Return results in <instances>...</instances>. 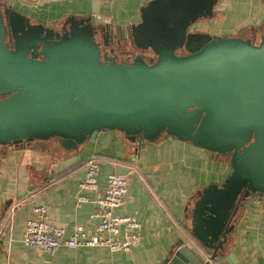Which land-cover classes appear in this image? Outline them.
I'll return each instance as SVG.
<instances>
[{
  "label": "water",
  "instance_id": "1",
  "mask_svg": "<svg viewBox=\"0 0 264 264\" xmlns=\"http://www.w3.org/2000/svg\"><path fill=\"white\" fill-rule=\"evenodd\" d=\"M216 2L149 1L128 36L154 61L139 54L119 63L95 39L109 31L94 13L53 31L0 0V145L58 138L70 149L117 130L142 146L167 135L229 154L230 173L207 186L193 208L194 236L210 258L178 246L166 264H211L239 208L264 209V33L254 43L189 32Z\"/></svg>",
  "mask_w": 264,
  "mask_h": 264
},
{
  "label": "crops",
  "instance_id": "2",
  "mask_svg": "<svg viewBox=\"0 0 264 264\" xmlns=\"http://www.w3.org/2000/svg\"><path fill=\"white\" fill-rule=\"evenodd\" d=\"M1 1L31 25L53 31L68 26L72 17L94 13L112 33L118 26L120 34L128 35L151 0ZM188 31L260 40L264 0H217L212 15L198 19ZM224 157L167 135L142 146L117 130L99 131L94 139L70 149L58 138L0 145V264H166L178 246L208 260L212 251L194 236L192 214L203 190L221 185L230 173ZM91 158L99 160L98 188L80 191ZM111 171L126 175L128 191L115 213L137 218V246L129 252L104 246H61L45 252L23 244L25 222L36 205H44L49 221L67 234L79 225L93 232L95 221L89 216ZM80 194L87 200L78 201ZM233 222L221 256L211 264H264V209H242Z\"/></svg>",
  "mask_w": 264,
  "mask_h": 264
},
{
  "label": "built area",
  "instance_id": "3",
  "mask_svg": "<svg viewBox=\"0 0 264 264\" xmlns=\"http://www.w3.org/2000/svg\"><path fill=\"white\" fill-rule=\"evenodd\" d=\"M37 4L43 0H23ZM99 160L91 158L86 163L85 179L79 184L80 191H93L98 188ZM128 191L126 175L111 171L106 177L103 194L96 201V208L90 214L95 221L94 230L86 233L82 226H75L74 231L66 233L65 228L51 223L44 205L32 208V216L25 222L22 235L24 245L49 252L61 246L95 247L104 246L113 251L129 252L141 241L140 223L134 215H117L115 210L123 204ZM80 202L86 201V196L77 197Z\"/></svg>",
  "mask_w": 264,
  "mask_h": 264
},
{
  "label": "flooded vegetation",
  "instance_id": "4",
  "mask_svg": "<svg viewBox=\"0 0 264 264\" xmlns=\"http://www.w3.org/2000/svg\"><path fill=\"white\" fill-rule=\"evenodd\" d=\"M2 3L5 4V6H6L5 2H2ZM108 31H109V33H107L104 37H102L99 33H96L95 39L101 44L102 49L104 47L103 44L106 45L104 50L107 52L108 56L114 57L116 62L130 63L133 60V58L139 54H141L144 57L145 61L148 63H151L152 61H154V56L152 55V53L149 50L143 51V50L137 48L135 46L133 39L131 37H129L128 35L114 34L110 30H108ZM8 32L5 36V42L9 46H12V45L14 46V40H13V38H11V36ZM191 43H192V46L196 45V41H191ZM146 52H148L150 55H152L153 58L149 59L146 56ZM186 52H187V50H185V49H181L179 51V53H181V54L186 53ZM227 155H229V154H225L224 156H227ZM253 196L254 195H250L245 200H243L242 203L240 204V206L242 204H245L246 201ZM240 210H242V208L241 209L239 208L238 212ZM238 212H237V214H238Z\"/></svg>",
  "mask_w": 264,
  "mask_h": 264
},
{
  "label": "rangeland",
  "instance_id": "5",
  "mask_svg": "<svg viewBox=\"0 0 264 264\" xmlns=\"http://www.w3.org/2000/svg\"><path fill=\"white\" fill-rule=\"evenodd\" d=\"M254 41H255L254 43H258V42H259V40H254ZM146 56H147L149 59H152V58H153L152 55H150L148 52H146ZM150 57H151V58H150ZM224 158H226V160H227V159L229 160L230 156L227 155V156H225Z\"/></svg>",
  "mask_w": 264,
  "mask_h": 264
}]
</instances>
